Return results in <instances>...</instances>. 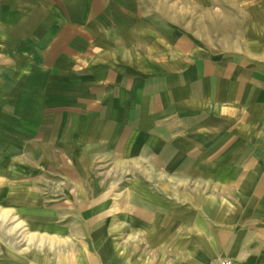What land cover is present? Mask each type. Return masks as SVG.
<instances>
[{"label":"crops","instance_id":"crops-1","mask_svg":"<svg viewBox=\"0 0 264 264\" xmlns=\"http://www.w3.org/2000/svg\"><path fill=\"white\" fill-rule=\"evenodd\" d=\"M128 2L5 0V49L19 35L75 109L69 153L134 166L116 186L78 189L92 197L76 202L79 248L59 264H264V11L228 48L184 22L158 48L126 42Z\"/></svg>","mask_w":264,"mask_h":264},{"label":"rangeland","instance_id":"rangeland-1","mask_svg":"<svg viewBox=\"0 0 264 264\" xmlns=\"http://www.w3.org/2000/svg\"><path fill=\"white\" fill-rule=\"evenodd\" d=\"M128 1L124 9L134 14L135 25L126 21V33L132 30L126 42L158 48L159 42H166L165 35L170 40L180 37L182 22L200 32L207 44L228 48L243 38L246 13L264 11V0ZM7 8L0 0V23ZM137 26L139 36L133 34ZM6 39L0 34V264H59L69 243L79 248L68 227L75 219L76 202L92 197L78 189L116 186V171L123 168L104 161L106 157L79 162L85 157L69 153L70 137L74 145L77 132L67 122L76 120V114L56 97L63 84L37 78V52L26 46L23 51L19 35L13 36L14 49L6 50ZM125 48L126 56L136 55L132 47ZM139 48L141 55L146 53ZM28 55L30 63L22 66L21 58ZM123 167L131 171L134 166Z\"/></svg>","mask_w":264,"mask_h":264},{"label":"built area","instance_id":"built-area-1","mask_svg":"<svg viewBox=\"0 0 264 264\" xmlns=\"http://www.w3.org/2000/svg\"><path fill=\"white\" fill-rule=\"evenodd\" d=\"M215 264H240V263H238V262H236L235 260H232V259H222V260L218 261Z\"/></svg>","mask_w":264,"mask_h":264}]
</instances>
